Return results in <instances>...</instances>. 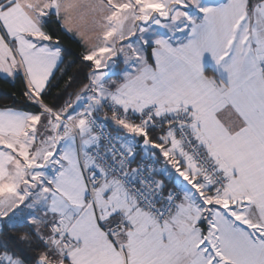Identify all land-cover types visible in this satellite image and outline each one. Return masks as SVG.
<instances>
[{
    "label": "snow or ice",
    "instance_id": "6c2138e0",
    "mask_svg": "<svg viewBox=\"0 0 264 264\" xmlns=\"http://www.w3.org/2000/svg\"><path fill=\"white\" fill-rule=\"evenodd\" d=\"M0 79V264H264V0H0Z\"/></svg>",
    "mask_w": 264,
    "mask_h": 264
},
{
    "label": "trees",
    "instance_id": "16d2710c",
    "mask_svg": "<svg viewBox=\"0 0 264 264\" xmlns=\"http://www.w3.org/2000/svg\"><path fill=\"white\" fill-rule=\"evenodd\" d=\"M64 45L67 49H69L72 52H77L78 45H76L74 42L69 41L67 39L64 40ZM70 59L72 57H69ZM87 69L82 68L79 61L76 62V64L69 70L68 76L76 78L78 81L83 80L84 74H86ZM68 76H66L64 79L67 80ZM21 84L19 81H16L14 84L10 81L0 79V106H3L4 104H11L10 97L13 94L18 95L21 91ZM63 85L61 86V89L54 90L53 96L50 98V100H54L57 94H59L62 91Z\"/></svg>",
    "mask_w": 264,
    "mask_h": 264
}]
</instances>
